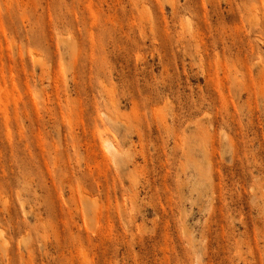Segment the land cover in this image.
<instances>
[{
	"label": "rangeland",
	"instance_id": "obj_1",
	"mask_svg": "<svg viewBox=\"0 0 264 264\" xmlns=\"http://www.w3.org/2000/svg\"><path fill=\"white\" fill-rule=\"evenodd\" d=\"M0 264H264V0H0Z\"/></svg>",
	"mask_w": 264,
	"mask_h": 264
},
{
	"label": "bare ground",
	"instance_id": "obj_2",
	"mask_svg": "<svg viewBox=\"0 0 264 264\" xmlns=\"http://www.w3.org/2000/svg\"><path fill=\"white\" fill-rule=\"evenodd\" d=\"M102 142L104 149L111 153L114 157H117L121 153L115 143L108 137H104Z\"/></svg>",
	"mask_w": 264,
	"mask_h": 264
}]
</instances>
